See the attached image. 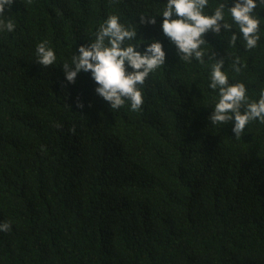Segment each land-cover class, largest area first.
<instances>
[{
  "label": "trees",
  "instance_id": "16d2710c",
  "mask_svg": "<svg viewBox=\"0 0 264 264\" xmlns=\"http://www.w3.org/2000/svg\"><path fill=\"white\" fill-rule=\"evenodd\" d=\"M165 4L15 0L5 9L16 29L0 32V223L11 224L0 231V264H264V123L239 138L231 121L211 124L218 90L208 87L222 59L230 83L258 99L264 22L252 50L209 30L204 63H189L162 15L140 22ZM111 14L166 50L138 111L112 110L90 71L65 78L63 63ZM45 40L57 54L47 67L35 56Z\"/></svg>",
  "mask_w": 264,
  "mask_h": 264
},
{
  "label": "clouds",
  "instance_id": "9594fccd",
  "mask_svg": "<svg viewBox=\"0 0 264 264\" xmlns=\"http://www.w3.org/2000/svg\"><path fill=\"white\" fill-rule=\"evenodd\" d=\"M15 0H0V32H14L16 23L6 17V8H11ZM209 0H166L163 9L156 15H142L141 23H156L158 15L163 16V33L176 45L181 60L193 59L204 63L208 43L205 33L231 32V43L242 40L248 50L256 48L261 40L260 25L264 22L261 11L264 0H235L229 6L228 0H218L213 11L208 12ZM226 14L230 19H226ZM235 27L236 31H232ZM146 43L143 51L137 43ZM214 55V54H213ZM36 60L47 67L56 64V51L47 40L37 44ZM166 50L163 42L151 38V42L141 37L137 41V27L125 25L118 14H111L100 24L95 38L87 45H80L63 63L65 78L74 83L81 72H91L97 84L96 93L109 103L112 110H118L126 103L132 111L141 109L144 102L143 89L140 87L150 74L165 65ZM239 57L233 67L239 71ZM132 70L129 71L128 69ZM208 87L218 90V99L210 115L211 124L232 122L234 136L239 138L246 132L252 121L264 123V87L259 90L258 99L247 95L244 82L230 83L224 60L216 59L211 64ZM83 107V105H80ZM11 224L0 223V231H8Z\"/></svg>",
  "mask_w": 264,
  "mask_h": 264
}]
</instances>
